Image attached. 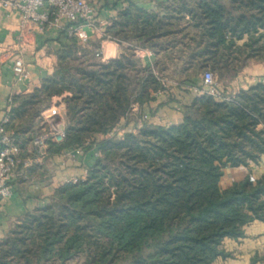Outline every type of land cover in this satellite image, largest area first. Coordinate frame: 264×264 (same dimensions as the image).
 Wrapping results in <instances>:
<instances>
[{"label": "trees", "instance_id": "16d2710c", "mask_svg": "<svg viewBox=\"0 0 264 264\" xmlns=\"http://www.w3.org/2000/svg\"><path fill=\"white\" fill-rule=\"evenodd\" d=\"M137 4L93 1L98 18L103 5L121 6L107 28L112 40L174 49L189 69L212 66L223 87L183 105L178 124L143 120L144 105L165 89L151 68L137 77L132 52L99 62L60 30L54 72L11 98L6 127L23 153L42 112L64 101L65 138L49 143V155L84 148L93 164L46 207L20 216L0 243V264H66L80 254L88 264H215L232 257L225 239L264 222V174L221 185L227 168L259 165L264 156V82L227 90L246 60L264 62V0H166L156 11ZM133 104L140 127L128 119Z\"/></svg>", "mask_w": 264, "mask_h": 264}, {"label": "crops", "instance_id": "0c3cea01", "mask_svg": "<svg viewBox=\"0 0 264 264\" xmlns=\"http://www.w3.org/2000/svg\"><path fill=\"white\" fill-rule=\"evenodd\" d=\"M93 1L98 3V0ZM132 1L148 10L156 11L158 9L157 3L166 0ZM120 7V5L117 8L112 5H103L99 19L106 23L108 27L111 26L118 20ZM19 27L20 12L4 8L0 0V121L8 116L13 96L33 92L36 88L41 87L45 77L52 75L57 63L58 52L64 41L61 39L59 30L46 28L43 32L28 31L26 34L28 43L22 44L18 39ZM87 46L93 51L100 49L103 52L105 62L132 52L140 58L143 67L149 66L151 68L152 74L159 80H161L160 75H165V73L169 76L174 72L181 75V78L176 80L173 77H166L167 84L162 82L165 89L153 93L154 99L144 105L143 114L149 113L150 120L158 125L180 123L182 121V106L190 104L194 98L200 95L201 85L197 87L196 82L185 75L189 68L183 57L178 58L174 49L164 53H155L151 49L142 48L129 42L112 40L111 37L109 39L100 38L94 34H91V40ZM4 47L9 49L19 48L22 51L24 61L30 71L27 80L16 81L12 72V61L6 55H1ZM259 81L264 82V63L252 64L250 69H243L227 85V90L229 95L232 96L239 90L248 88ZM218 86L223 87L221 84ZM195 91H198V94ZM136 106L135 108L138 109L139 105L136 104ZM53 108L56 113L65 112L63 123L66 127L67 108L64 101L56 104V99L53 100L47 111ZM47 111H43L38 119L42 127L44 124L49 127L56 114L47 117L45 114ZM141 121L140 119V121L136 120L133 123L140 127L142 125ZM22 156L24 158L33 157L31 143L27 145ZM92 164L93 158L90 151L76 154L73 150H68L61 154L49 155L44 160L34 163L26 171V174L20 169L18 175L12 181L13 195L0 203V243L9 231L18 224L20 216L37 211L50 204L56 189L60 185L75 179H85ZM250 173H254L256 178L264 174V156H262L259 165L227 168L221 180V185L225 180V184L223 183L224 186H222L228 187ZM224 249L232 254V257L219 258L215 264H251L252 258L255 256L260 257L256 264H264V222L257 220L251 223L245 229V237L239 240L225 239Z\"/></svg>", "mask_w": 264, "mask_h": 264}, {"label": "built area", "instance_id": "2783aa9c", "mask_svg": "<svg viewBox=\"0 0 264 264\" xmlns=\"http://www.w3.org/2000/svg\"><path fill=\"white\" fill-rule=\"evenodd\" d=\"M1 4L4 8L20 12L18 39L22 44L28 43L26 39L28 31L43 32L46 28L64 30L68 37L77 39L82 46L90 43L91 34L100 38H110L107 33L108 26L96 16L92 0H1ZM1 55H6L12 61V72L16 81H25L29 78L30 71L19 48L4 47ZM94 55L103 62L106 61L100 49L94 50ZM217 85L214 74L209 70L205 71L202 75V86L212 90ZM209 94L216 95L214 92ZM64 115L65 112H57L50 126L46 127L44 124L34 136L31 142L32 158L22 156L19 145L14 142L13 132L6 127L8 116L0 121V203L13 195L12 181L20 169L26 174L34 163L49 156L50 142L61 143L64 140L66 134ZM147 119L149 116L145 113L143 120ZM73 152L80 154L82 150L78 148ZM248 176L251 182L257 179L254 173Z\"/></svg>", "mask_w": 264, "mask_h": 264}, {"label": "rangeland", "instance_id": "374dc122", "mask_svg": "<svg viewBox=\"0 0 264 264\" xmlns=\"http://www.w3.org/2000/svg\"><path fill=\"white\" fill-rule=\"evenodd\" d=\"M134 56H135V58L136 59H138L139 60V64H138V67L136 68V70L135 71H137L138 70V72H135V74L137 73V77H140V78H142L144 75H145V72H144V70H145V67H143V65H142V62H141V60H140V58L138 57V56H136L135 54H134ZM95 60H97V61H99V62H103L101 59H98V58H96ZM262 63H264V62H258V61H256V60H249V61H247L246 60V62H245V65H244V67H243V69H250L251 68V65L253 64V65H255V64H262ZM243 69L241 70V71H243ZM207 70H209V71H211L213 74H214V77L216 78V80L218 81L219 80V73L217 72V70H214L213 68H212V66H210L209 64H208V66L206 67V69H201V70H197V68L196 67H192L191 69H189V71L187 72V73H185V75L186 76H188L189 78H191L192 79V81H195L196 83V85H197V87L199 86V85H201V83H202V75H203V73L205 72V71H207ZM241 71L239 72V74L241 73ZM238 74V75H239ZM160 75V74H159ZM163 76V77H162ZM160 79H161V81L164 83V84H167V82H166V80H165V78L166 77H173V79H177V78H181V75H179V73H176V72H174V73H172L171 74V76H169V75H167L166 73H165V75H160ZM164 79V80H163ZM191 81V82H192ZM197 87H195L196 89H197ZM201 87V89L199 90V93L201 94V92H207V93H210V92H214V90L212 89H208V88H204V87H202V86H200ZM240 91V90H239ZM195 93H197L198 94V91H195ZM228 96H230L229 95V93H228ZM135 107H137L136 106V104H133V106H132V108H131V110L129 111V118L128 119H130V121L133 123V121H136V120H138V121H140V119H141V113H140V109H139V106H138V109H136ZM49 109V108H48ZM46 111H47V109H46ZM56 113V110L53 108L52 110H50V111H47V112H45V114H46V116L47 117H50V116H52V115H54ZM145 114V113H144ZM146 114L149 116L150 114L149 113H147L146 112ZM131 123V124H132ZM140 123V122H139ZM141 123H143V121H141ZM123 124H124V121H123ZM46 127H47V125H46ZM119 127H117V129H118ZM108 137H111V135H108ZM81 150H82V152H84V148H81ZM81 152V153H82ZM223 183L225 184V180L223 181ZM223 183H222V185H223ZM224 186V185H223ZM16 226V225H15ZM14 226V227H15ZM13 227V228H14ZM66 264H88L87 263V258H86V256L84 255V254H80V255H78L77 257H75L74 259H72V260H70V261H68Z\"/></svg>", "mask_w": 264, "mask_h": 264}]
</instances>
